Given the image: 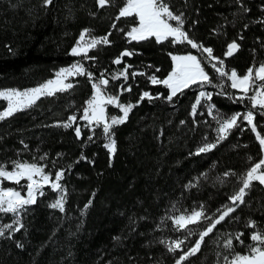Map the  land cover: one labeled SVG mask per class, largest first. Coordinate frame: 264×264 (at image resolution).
Listing matches in <instances>:
<instances>
[{"label":"trees","instance_id":"trees-1","mask_svg":"<svg viewBox=\"0 0 264 264\" xmlns=\"http://www.w3.org/2000/svg\"><path fill=\"white\" fill-rule=\"evenodd\" d=\"M125 3L110 0L100 8L97 0H52L44 7L43 0H0V90L34 88L76 62L93 77L72 78L71 89L40 97L0 121V165L10 170L14 161L35 163L53 179L62 171L59 183L65 191L60 211L50 207L56 191L42 187L44 194L22 212L20 231L0 236V264H176L210 221L177 231L171 217L189 215L201 206L206 216L218 217L228 206L235 211L182 264H226L225 256L248 254L254 231L264 233L263 185L253 181L243 203L230 200L246 172L262 159L255 133L241 114L252 112L257 132L264 136V110L253 108L247 98L236 99L237 92L187 42L173 43L169 38L157 43L152 37L131 41L127 33L138 24L137 18L117 19ZM167 3L174 14L182 15L186 34L211 48L225 71L243 76L264 63V0ZM84 30L110 41L89 49L88 56L94 59L70 55ZM233 42L238 48L226 56ZM124 51L133 54L122 57ZM185 54L201 61L212 84L192 85L169 101L167 87L154 84L151 77L163 81L172 70L171 56ZM117 58L120 64L114 63ZM125 66L127 80L121 75ZM101 79L109 81L103 87L105 96L133 105L125 122L111 127L115 141L111 157L103 124L88 125L82 118L93 96L92 83ZM220 84L222 88L213 86ZM200 91L212 97L202 100L193 114ZM145 92L151 100H141ZM5 108L0 101V112ZM237 113L239 127L219 140L218 120ZM122 115L116 105L106 104L109 124L112 116ZM70 116L77 119L70 122ZM66 123L71 127L65 128ZM206 144L215 147L196 154ZM3 186L19 187L7 182ZM4 220L0 213V223ZM249 221L256 228L247 227ZM236 233L244 234L243 245L235 240ZM229 238L234 251L224 247ZM176 240L184 243L169 252L167 245Z\"/></svg>","mask_w":264,"mask_h":264},{"label":"snow or ice","instance_id":"snow-or-ice-1","mask_svg":"<svg viewBox=\"0 0 264 264\" xmlns=\"http://www.w3.org/2000/svg\"><path fill=\"white\" fill-rule=\"evenodd\" d=\"M52 0H43L44 7L49 6ZM110 0H97V4L100 8H104ZM247 11V9H245ZM138 18L139 26H134L127 35L132 40H146L149 37H155L157 43L166 40L168 37H172L173 43L187 42L192 46V48L197 50H202V53H206L205 59L211 64L213 69L218 73L221 78H227L231 81V87L233 89H238L243 95L239 96V100L249 99L252 103L253 108L259 106L260 109L264 110V64H261L258 68H249L247 73L242 77L238 76L235 70L228 74L225 71L224 62L213 56V50L211 48L203 47L202 45L194 42L183 30L184 21L182 15H176L171 10L167 0H126L125 6H123L117 19L121 17H132ZM170 21H175V25L170 23ZM88 30L81 32L80 37L71 51L70 55L73 57L83 55L86 59H94L88 56L89 49L95 48L100 44H109L110 41L108 37L102 38H90L85 39ZM110 35V34H109ZM226 56H231L235 50H237L238 45L233 42L228 46ZM133 53L129 51H124L121 56H130ZM172 60L174 62V67L169 76L163 80H157L155 77H151L154 84L163 83L170 89V95L167 97L169 101L176 96L178 91H182L192 85L199 84L201 88L206 84H212V81L205 71L204 67L201 66V61L194 55H184L177 56L173 55ZM121 58H117L114 63L120 64ZM127 67L121 75L127 80ZM157 71H159L157 69ZM142 74V73H139ZM56 78L54 80H49L43 85L36 88L28 89L25 91L9 89L0 91V98L8 102L7 109L0 112V120H3L7 116H11L14 112L23 110L27 107L35 104L41 96L52 95L54 91H63L66 89H71L73 87L72 83H66L65 81L70 76H80L86 75L89 80H92V74L86 72L85 68L79 63H73L70 67L61 68L56 72ZM103 75V74H102ZM137 75V73H133ZM119 78L118 76H113V79ZM256 81H260V84H256ZM109 83L108 79H101L99 84L93 82L92 87L94 89V94L90 100L86 102L87 107L84 108L83 119L87 120L90 124L95 121L97 124L103 121V132L106 138L110 139L111 127L114 125H119L125 122L131 111L133 105H123L118 102V97L116 96H106L101 95L103 89L100 85L107 86ZM216 87H223V84L213 85ZM130 91L129 89H126ZM252 92V95H249ZM223 94V93H221ZM145 97L152 99L149 93L145 92L141 97L143 100ZM212 93H206L200 91L196 98L195 103L192 106L193 114L196 113L197 105L201 103V99L210 100ZM104 104L116 105L120 112L123 113L122 116L117 118L112 116L110 118L111 123L107 122L105 117ZM209 114H212V108L209 106ZM240 114H234L228 118H221L218 120L220 127L218 132L221 134L220 139H224L228 131L234 127H239L238 120ZM243 120L247 121L249 125L252 126V131L256 133V139L259 141L261 149L264 150V136H261L257 132V127L253 123L254 116L252 112H248L243 115ZM77 118L75 116H70L69 121H75ZM65 128L71 127V123H66L63 125ZM77 137L80 136V129H76ZM91 139V137H89ZM110 153L115 152V141L110 140V143L105 145ZM214 144H206L205 146L198 149L196 154L204 153L212 148ZM264 159H261L258 163L252 166L247 172L245 177L242 179L243 186L239 189V192L232 197L230 200L232 204H236L237 201L243 203V198L246 195V189H249L253 181H258L261 185H264ZM64 173L62 171H57L55 173L54 179L50 177L49 174H45L41 166L35 163L14 161L12 170H8L5 166L0 165V182L7 180L13 182L17 185L21 183V180H27V195L23 196L21 192L14 189H4L0 187V212L12 213L14 216L19 215L21 210L25 209V206L34 204L36 202L37 194L43 195L41 190L44 184H49L53 190H61L60 180L63 178ZM227 175V174H225ZM39 176V180L34 179V177ZM91 203V202H89ZM51 208H58L60 211H64V197L61 196L54 203L50 205ZM87 207V206H86ZM219 211V210H218ZM235 209L228 206L218 217L206 216L203 211V206L201 210H193L189 215H180L171 217L173 224L176 226L177 231L187 229L189 224H197L202 220L210 221L208 226L199 233V239L195 241L194 245L187 251L183 252L182 255L176 261V264H182L183 261L187 260L188 257L195 255L201 248V244L204 242L205 237L214 231L217 225L224 221L225 217L229 216L230 213L234 212ZM19 224V221H16ZM8 228H12V225H8ZM22 227V225L20 226ZM20 227H16L14 231H20ZM247 227L256 228L254 221H249ZM189 234L191 230L189 229ZM4 235V231L0 229V236ZM243 233H236L235 240L239 241L241 245L244 241L241 239ZM252 244L247 245L249 252L248 254L235 253L231 259L228 256L224 257L226 264H264V233L260 231H254L250 235ZM164 243V241H161ZM184 243L183 240L172 241L167 245L169 252H174L181 248ZM18 247H22L21 244H17ZM224 247L229 251H234L233 239L229 238L225 241Z\"/></svg>","mask_w":264,"mask_h":264},{"label":"rangeland","instance_id":"rangeland-1","mask_svg":"<svg viewBox=\"0 0 264 264\" xmlns=\"http://www.w3.org/2000/svg\"><path fill=\"white\" fill-rule=\"evenodd\" d=\"M137 21H138V18H137ZM175 22V21H174ZM175 25V24H174ZM137 27L139 26V22H138V24L136 25ZM131 31V30H130ZM129 31V32H130ZM128 36V35H127ZM129 37V36H128ZM90 38H93V37H91V36H89V34L87 33L86 34V36H85V39L86 40H89ZM149 38H151V37H149ZM152 38H155V37H152ZM169 38H172V37H168L167 39H169ZM97 39H99V38H97ZM129 39L131 40V41H141V40H132L130 37H129ZM156 39V38H155ZM173 39V38H172ZM164 41V40H163ZM76 46V45H75ZM197 50V49H196ZM199 52L204 56V57H206L207 56V54L206 53H202V50H199ZM185 55H189V54H185ZM177 56H184V55H177ZM172 58V57H171ZM172 60V59H171ZM264 64V63H263ZM68 67H70V66H68ZM173 67H174V62H173ZM173 67H172V70H173ZM65 68H67V67H65ZM258 68V67H257ZM60 70V69H59ZM58 70V71H59ZM172 70H171V72H172ZM57 71V72H58ZM170 72V73H171ZM228 74H230L231 73V71L230 72H228V71H226ZM169 73V74H170ZM55 74H56V72H55ZM54 74V76H53V78H51L50 80H54L55 78H56V75ZM218 74V73H217ZM169 76V75H168ZM167 76V77H168ZM219 76V75H218ZM75 77H77V76H70V77H68V79L65 81L66 83H69V81H70V79H72V78H75ZM166 77V78H167ZM240 77H242V76H240ZM165 78V79H166ZM219 78H220V80H223V81H225L227 84H228V86L230 87V88H232L231 87V81L230 80H228L226 77L225 78H221L220 76H219ZM49 81V80H48ZM47 82V81H46ZM46 82H44V83H46ZM260 81H256V84H260L259 83ZM44 83H42L41 85H43ZM164 85V84H163ZM40 86V85H39ZM36 87H38V86H36ZM36 87H34V88H36ZM100 87H101V89H103V87H104V85H100ZM167 87V86H166ZM168 88V87H167ZM30 89H32V88H30ZM233 89V88H232ZM3 90H9V89H1L0 91H3ZM15 90H17V89H15ZM25 90H28V89H25ZM25 90H20V91H25ZM66 90H68V89H66ZM66 90H63V91H66ZM168 90H169V95H170V89L168 88ZM233 90H235L236 92H237V94L235 95V98L236 99H238V97L239 96H241V95H243V93H241L238 89H233ZM56 92H62V91H54L53 92V94L54 93H56ZM179 92V91H178ZM207 93V92H206ZM93 94H94V89H93ZM101 95L103 96V97H106L104 94H103V91H102V93H101ZM199 95V94H198ZM44 96H49V95H44ZM41 97H43V96H41ZM202 100H207V99H204V98H202L201 99V101ZM239 100V99H238ZM246 100H248V99H246ZM0 101H4L5 103H6V108L3 110V111H5L6 109H7V106H8V102L6 101V100H4V99H2V98H0ZM250 101V100H249ZM251 102V101H250ZM252 104V103H251ZM198 106V105H197ZM103 107H104V109L106 108V104H104L103 105ZM257 107H259V106H257ZM27 108H29V107H27ZM27 108H25V109H27ZM25 109H23V110H25ZM197 109V108H196ZM2 111V112H3ZM17 112V111H16ZM208 112H209V106H208ZM248 112H250V111H248V110H246L245 112H243L242 114H241V117H243V115L244 114H246V113H248ZM15 113V112H14ZM13 113V114H14ZM192 113H193V111H192ZM7 117H9V116H7ZM7 117H5V118H7ZM4 118V119H5ZM243 119V118H242ZM1 121V120H0ZM87 121V120H86ZM245 122H247V121H245ZM87 123H88V125H97V123L95 122V121H93L91 124L87 121ZM99 124H103V121L102 122H100ZM249 125V124H248ZM220 127V126H219ZM249 127H251V129H252V126L251 125H249ZM219 129V128H218ZM231 130V129H230ZM229 130V131H230ZM229 131H228V133H229ZM227 133V134H228ZM220 133L218 132V138L220 137ZM255 136H256V133H255ZM110 140H113V138H112V136H110V139L108 138V140H107V144L108 143H110ZM219 140H222V139H220L219 138ZM259 142V141H258ZM261 147V146H260ZM108 149V148H107ZM109 151V150H108ZM261 151H262V159H264V150H262L261 149ZM109 155H110V157L113 155V153H110L109 152ZM10 170H12V169H10ZM262 170H264V167H262ZM46 174V173H45ZM34 179H36V180H39V176H37V177H34ZM3 182H7V183H13V182H9V181H7V180H4V181H2V182H0V187H2V188H4V189H14V190H16V191H19V192H21V194L23 195V196H26L27 195V184H28V181L25 179V180H21V183L19 184V187L18 188H6V187H4L3 186ZM17 185V184H16ZM44 186H50L49 184H44L43 185V187ZM243 186V185H242ZM264 186V185H263ZM50 188H51V186H50ZM52 189V188H51ZM42 190V189H41ZM53 190V189H52ZM43 191V190H42ZM54 191H56V199L53 201V203L57 200V199H59L61 196H63V197H65V191H64V189L62 188L61 190H54ZM44 192V191H43ZM37 196H39V194H37ZM41 196V195H40ZM238 203H239V201H237ZM26 207V206H25ZM56 209H58V208H56ZM59 210V209H58ZM23 211H25V209H23V210H21V212H20V214L19 215H13L12 213H3V212H0L1 213V215L3 216V218L5 219L4 220V222H2V223H0V229H2L3 231H4V234H8V233H12L13 231H14V229L16 228V227H20L21 226V214H22V212ZM180 216V215H179ZM16 221H19V224H17L16 223ZM8 225H12V228H8L7 226ZM189 225H192V224H189ZM188 225V226H189Z\"/></svg>","mask_w":264,"mask_h":264},{"label":"crops","instance_id":"crops-1","mask_svg":"<svg viewBox=\"0 0 264 264\" xmlns=\"http://www.w3.org/2000/svg\"><path fill=\"white\" fill-rule=\"evenodd\" d=\"M185 42H186V41H185ZM172 56H173V55H172ZM172 56H171V57H172ZM171 59H172V58H171ZM172 67H173V60H172ZM164 80H165V79H164Z\"/></svg>","mask_w":264,"mask_h":264}]
</instances>
